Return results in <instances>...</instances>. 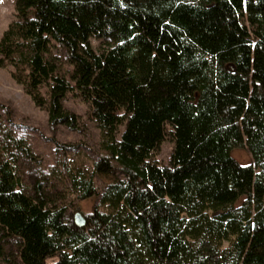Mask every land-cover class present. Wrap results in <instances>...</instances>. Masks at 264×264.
Here are the masks:
<instances>
[{"label":"trees","instance_id":"obj_1","mask_svg":"<svg viewBox=\"0 0 264 264\" xmlns=\"http://www.w3.org/2000/svg\"><path fill=\"white\" fill-rule=\"evenodd\" d=\"M15 10L0 67L53 127L79 128L70 92L88 102L106 153L26 184L35 151L0 115V264H264V0H15ZM167 136L163 164L154 153ZM245 145L254 164L232 155ZM96 176L111 180L100 190ZM71 195L99 197L84 226Z\"/></svg>","mask_w":264,"mask_h":264},{"label":"rangeland","instance_id":"obj_2","mask_svg":"<svg viewBox=\"0 0 264 264\" xmlns=\"http://www.w3.org/2000/svg\"><path fill=\"white\" fill-rule=\"evenodd\" d=\"M15 12V0H0V38L15 18ZM91 42L97 49L104 48V43L98 37H92ZM64 66L68 68L69 64L65 63ZM10 69L11 67H0V115L3 121L9 122L20 134L29 138L37 157L36 162L26 160L27 162L23 164L24 182L30 185L34 182L38 169L47 171L63 159H74L92 169L93 161L106 152L100 146V130L90 117L89 103L70 92L65 105L77 114L79 128L73 129L64 124L53 127L49 122L48 112L34 103L23 86L12 77ZM9 119L14 123L12 124ZM172 150L173 140L167 136L155 151L154 158L160 163L168 164ZM232 155L242 164H254L252 152L246 145L234 148ZM110 180L111 177H95L100 190ZM67 199L74 215L81 212L86 218V214L92 212L98 203L99 197L93 195L86 199H78L71 195Z\"/></svg>","mask_w":264,"mask_h":264},{"label":"water","instance_id":"obj_3","mask_svg":"<svg viewBox=\"0 0 264 264\" xmlns=\"http://www.w3.org/2000/svg\"><path fill=\"white\" fill-rule=\"evenodd\" d=\"M76 224L79 226H84L86 224V218L81 212H77L75 215Z\"/></svg>","mask_w":264,"mask_h":264}]
</instances>
